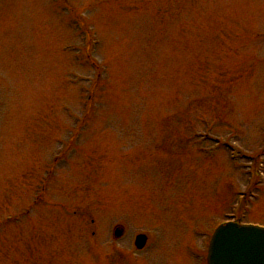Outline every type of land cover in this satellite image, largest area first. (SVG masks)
Here are the masks:
<instances>
[{
	"label": "rangeland",
	"instance_id": "1",
	"mask_svg": "<svg viewBox=\"0 0 264 264\" xmlns=\"http://www.w3.org/2000/svg\"><path fill=\"white\" fill-rule=\"evenodd\" d=\"M0 105V264H207L244 153L264 227V0H0Z\"/></svg>",
	"mask_w": 264,
	"mask_h": 264
},
{
	"label": "water",
	"instance_id": "2",
	"mask_svg": "<svg viewBox=\"0 0 264 264\" xmlns=\"http://www.w3.org/2000/svg\"><path fill=\"white\" fill-rule=\"evenodd\" d=\"M120 236L122 230L117 231ZM146 236L139 235L136 246L142 248ZM209 264H264V228L229 222L219 226L210 243Z\"/></svg>",
	"mask_w": 264,
	"mask_h": 264
}]
</instances>
